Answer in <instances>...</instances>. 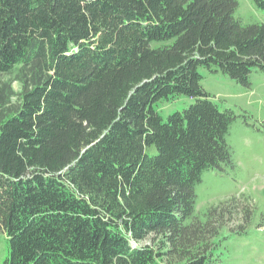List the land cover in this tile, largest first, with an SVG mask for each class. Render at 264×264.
I'll return each mask as SVG.
<instances>
[{
	"label": "trees",
	"instance_id": "trees-1",
	"mask_svg": "<svg viewBox=\"0 0 264 264\" xmlns=\"http://www.w3.org/2000/svg\"><path fill=\"white\" fill-rule=\"evenodd\" d=\"M237 8L0 0L1 264H219L231 240L264 228L248 190L196 206L203 171L236 166L226 136L238 117L199 68L245 87L264 72V21ZM181 95L194 101L163 119L155 105Z\"/></svg>",
	"mask_w": 264,
	"mask_h": 264
},
{
	"label": "rangeland",
	"instance_id": "rangeland-1",
	"mask_svg": "<svg viewBox=\"0 0 264 264\" xmlns=\"http://www.w3.org/2000/svg\"><path fill=\"white\" fill-rule=\"evenodd\" d=\"M235 15L244 23L264 21V11L251 0H238ZM199 71L203 76L201 84L211 95V100L221 110L232 109L238 117L226 136L236 166L224 165L222 169L203 171L200 182L195 185L197 209L203 210L244 190L250 191L257 205L264 209V72L253 70L251 85L245 87L220 72H211L203 67ZM12 87L15 92L20 91L17 81H12ZM12 99L15 101L17 96ZM193 101L181 95L160 101L155 107L166 119L170 113L181 111ZM221 252L219 264H264V228L251 229L241 239L231 240L228 249L223 247ZM7 254L6 235L0 232V264Z\"/></svg>",
	"mask_w": 264,
	"mask_h": 264
}]
</instances>
